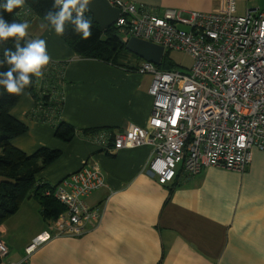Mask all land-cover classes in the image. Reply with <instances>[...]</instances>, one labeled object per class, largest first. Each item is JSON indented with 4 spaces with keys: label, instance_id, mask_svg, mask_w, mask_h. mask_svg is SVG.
Instances as JSON below:
<instances>
[{
    "label": "crops",
    "instance_id": "1",
    "mask_svg": "<svg viewBox=\"0 0 264 264\" xmlns=\"http://www.w3.org/2000/svg\"><path fill=\"white\" fill-rule=\"evenodd\" d=\"M123 1L162 16L167 9L186 15L212 13L224 0ZM234 1L239 15L264 10V0ZM20 18L29 23L28 32L35 39L46 40L51 61L58 67L64 64L59 120L77 135L68 143L56 139L52 122L32 116L37 103L26 93L11 113L27 125L28 132L12 145L27 155L41 148L61 152L37 175V185L53 187L84 167L97 166L106 186L85 198L88 206L102 207L104 214L81 236L53 237L52 222L41 219L37 201L25 200L23 209L30 210L39 224L34 229L30 224L22 242L12 240L11 230L0 226L8 260H21L35 242L40 246L28 264H264V150H253L245 172L206 167L188 177L179 169L173 183L161 184L148 170L152 147L109 153L84 135L93 130L122 133L130 124L147 128L153 110L149 94L153 76L80 58L39 17L25 11ZM143 62L129 58L126 63L136 68ZM56 68L49 71L53 76ZM43 87L40 80L39 88Z\"/></svg>",
    "mask_w": 264,
    "mask_h": 264
},
{
    "label": "built area",
    "instance_id": "2",
    "mask_svg": "<svg viewBox=\"0 0 264 264\" xmlns=\"http://www.w3.org/2000/svg\"><path fill=\"white\" fill-rule=\"evenodd\" d=\"M110 3L120 10L115 26L122 35L161 46L165 53L186 51L194 65L185 73L144 61L136 73L153 76L148 127L130 124L122 133L103 130L88 139L109 153L152 147L148 170L163 185L173 183L179 169L188 177L206 167L245 172L253 150H264V10L239 15L236 2L224 0L212 13L167 9L160 16L123 0ZM57 65L51 61L46 69ZM104 186L97 166L53 186L46 195L64 208L51 223L53 237L81 236L99 223L104 209L88 206L85 198ZM39 246L30 244L21 260L11 261L0 239V264H28Z\"/></svg>",
    "mask_w": 264,
    "mask_h": 264
},
{
    "label": "trees",
    "instance_id": "3",
    "mask_svg": "<svg viewBox=\"0 0 264 264\" xmlns=\"http://www.w3.org/2000/svg\"><path fill=\"white\" fill-rule=\"evenodd\" d=\"M5 2L6 0H0V4ZM53 5L54 0H26L23 8L14 9L12 13L0 9V15L9 23L13 21L20 23L24 21L20 18L21 14L26 11L39 17L47 27L55 31L45 19L49 10H55ZM85 16L92 22V35L89 39H83L82 34H77L71 24H66L65 34L59 35L71 50L80 58L101 60L124 68L128 72H137L140 66L132 68L126 63L131 58L129 54H132L119 40L118 36L122 35L123 31L116 26L103 31L94 22L90 13L85 12ZM30 38L28 32V36L20 41V46H26ZM16 43L15 38L0 41V61L5 59V49L16 50ZM60 66H64V64ZM60 66L54 70V76L49 72L51 71L49 68L45 69L44 76L38 82L36 77H32V85L20 95L9 94L3 87H0V226L19 210L25 200L33 196L40 198L41 214L48 222H54L64 211L63 206L53 196L46 195L54 187L47 184L37 185L36 180L39 173L61 157V152L41 148L33 155H27L16 149L12 145V141L25 135L28 132V127L13 117L11 113L23 95L31 93L37 103L32 116L38 117L42 121L45 118L48 122H52L55 126L54 136L56 139L67 143L72 141L77 135L76 130L59 120L64 106L61 86L63 69ZM8 67L5 63L0 66V71H6ZM49 76L54 77L53 81L46 79ZM40 80L44 81L43 88H39ZM95 132H99V130L86 131L84 135L89 137Z\"/></svg>",
    "mask_w": 264,
    "mask_h": 264
},
{
    "label": "clouds",
    "instance_id": "4",
    "mask_svg": "<svg viewBox=\"0 0 264 264\" xmlns=\"http://www.w3.org/2000/svg\"><path fill=\"white\" fill-rule=\"evenodd\" d=\"M25 2L26 0H6L0 4V9L12 13L14 9L23 8ZM90 3L91 0H54L55 10H49L45 19L57 35H64L66 24H71L74 31L82 34L83 39L87 40L92 35V22L85 16ZM29 27L26 20L9 23L0 15V41H7L9 38H15L17 41L16 50L5 49V59L0 61V66L5 63L9 66L6 71H0V87L9 94L24 93V90L32 85V77H36L38 82L51 62L46 40L33 39L28 41L26 46H20V41L28 36Z\"/></svg>",
    "mask_w": 264,
    "mask_h": 264
},
{
    "label": "water",
    "instance_id": "5",
    "mask_svg": "<svg viewBox=\"0 0 264 264\" xmlns=\"http://www.w3.org/2000/svg\"><path fill=\"white\" fill-rule=\"evenodd\" d=\"M86 12L93 16L94 22L103 31L115 27L116 22L121 17L120 10L114 7L110 3V0H91ZM124 36L128 37V34L125 32L124 35H119V40L132 55L156 66L162 64L165 57V50L163 47L135 37L125 39Z\"/></svg>",
    "mask_w": 264,
    "mask_h": 264
},
{
    "label": "rangeland",
    "instance_id": "6",
    "mask_svg": "<svg viewBox=\"0 0 264 264\" xmlns=\"http://www.w3.org/2000/svg\"><path fill=\"white\" fill-rule=\"evenodd\" d=\"M124 37L125 39L129 38L127 36H124ZM33 39L35 38L31 34L30 40H33ZM130 56L132 59L138 61V59L133 57V55L129 54V57ZM193 65H194V60L190 53L186 51L168 50L165 53V57H164L162 64L157 67L162 71L178 70V71L188 73L192 69ZM31 199L37 201V203L40 206V209L42 208L39 197H31ZM21 207L14 215L7 218L3 224L8 229L11 230V238L14 241L16 240V242L20 241V239H22L21 242L24 240V237L26 236V233L29 230L30 224L32 226V229H34L39 224V220L35 217V215L32 212H30V210L23 209V207L21 210ZM40 216H41V219H43V221H46V219L42 216L41 213H40ZM46 222L48 223V221Z\"/></svg>",
    "mask_w": 264,
    "mask_h": 264
}]
</instances>
